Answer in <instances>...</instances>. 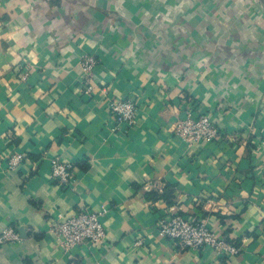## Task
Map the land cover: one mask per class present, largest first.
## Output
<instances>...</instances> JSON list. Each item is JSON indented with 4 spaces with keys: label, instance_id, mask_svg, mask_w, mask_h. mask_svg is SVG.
<instances>
[{
    "label": "crops",
    "instance_id": "obj_1",
    "mask_svg": "<svg viewBox=\"0 0 264 264\" xmlns=\"http://www.w3.org/2000/svg\"><path fill=\"white\" fill-rule=\"evenodd\" d=\"M84 54L98 61L87 80ZM24 76L26 78H24ZM118 97L137 101L119 124ZM224 129L191 145L188 114ZM24 152L8 168L10 154ZM74 163L59 185L49 162ZM103 212L107 238L71 251L52 226ZM170 210L210 214L239 247L182 249ZM0 264H264V3L261 0H0Z\"/></svg>",
    "mask_w": 264,
    "mask_h": 264
},
{
    "label": "built area",
    "instance_id": "obj_2",
    "mask_svg": "<svg viewBox=\"0 0 264 264\" xmlns=\"http://www.w3.org/2000/svg\"><path fill=\"white\" fill-rule=\"evenodd\" d=\"M97 59L94 55L84 54L80 59L82 72L90 80L93 78ZM24 78H26L24 76ZM138 103L133 98H115L109 105L112 116L119 124L131 125L136 122ZM174 133L188 141L191 145L202 141L214 142L224 134L214 119L206 113L188 114L176 122ZM25 158L24 152L10 154L8 168L21 166ZM74 163L53 157L49 162L50 175L53 180L64 187L71 186L75 181ZM103 212L82 209L75 215L62 218L52 226L61 248L71 251L83 244H100L107 238V230L101 220ZM212 215L202 218L191 217L179 210H170L158 220V230L162 237L174 240L182 249L212 248L219 254L233 256L239 252V247L226 238L223 229L215 230L211 225ZM21 241V236L14 225L0 227V247Z\"/></svg>",
    "mask_w": 264,
    "mask_h": 264
},
{
    "label": "water",
    "instance_id": "obj_3",
    "mask_svg": "<svg viewBox=\"0 0 264 264\" xmlns=\"http://www.w3.org/2000/svg\"><path fill=\"white\" fill-rule=\"evenodd\" d=\"M264 3V0H261Z\"/></svg>",
    "mask_w": 264,
    "mask_h": 264
}]
</instances>
